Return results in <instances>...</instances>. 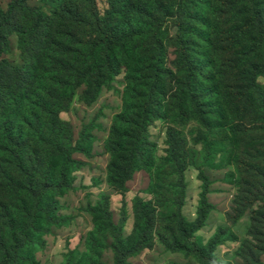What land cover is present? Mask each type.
I'll return each mask as SVG.
<instances>
[{"label": "trees", "instance_id": "obj_1", "mask_svg": "<svg viewBox=\"0 0 264 264\" xmlns=\"http://www.w3.org/2000/svg\"><path fill=\"white\" fill-rule=\"evenodd\" d=\"M55 2L56 11L52 13L30 6L27 0L13 1L5 13H0V48L8 45L9 35L17 34L25 53L22 65L0 63V72L8 76L7 85H13L16 95L14 101L3 105L0 101V111L12 106L10 114L27 111L35 115L27 128L32 126L31 132L41 139L45 131L42 108L48 97L52 99L59 95L58 89L62 91L59 82L52 84L54 68L69 72L65 86L75 82V88H85L83 98L88 104L95 103L105 88L124 74L123 109L114 118L107 143L111 156L108 180L113 187H126L141 169L158 178L162 165L149 133L154 122L184 130L193 125L191 163L201 166L209 165L211 157L225 146H230V157H235L237 122L242 113L250 112L264 124V88L256 82L264 78V0H109L105 14L88 11L85 4L89 0ZM78 23H91L94 29L87 38L80 37L79 46L84 49L80 59L79 47L73 49L63 39L64 25ZM169 44L176 49L172 68L168 66ZM226 49L230 52L228 71L235 73L238 84L235 90L227 85ZM4 113L0 112V132L10 140L22 130L15 125L17 116L6 119ZM95 131V127L83 130L75 147L59 140L39 181L41 186L28 200L32 206L26 202L32 214L21 224L24 234L17 264H39L37 253L46 232L64 222L59 198L73 187L74 173L84 166L77 155L93 156ZM185 144L172 157L181 178L171 187L173 194L183 190L181 201L184 171L189 166ZM198 178L201 190L196 214L189 218L177 205L166 220L173 240L167 245L194 264H221L214 253L238 237L229 228H218L206 244L194 241L212 207L206 196L210 180L202 167H198ZM155 188L153 182L151 191ZM151 206L150 201L136 197L135 234L124 237L115 222L111 198L103 195L91 202L88 211L95 226L85 248L67 255V264H106L102 256L109 237L114 240L116 264H132L130 258L143 247L147 241L144 235L153 227Z\"/></svg>", "mask_w": 264, "mask_h": 264}, {"label": "rangeland", "instance_id": "obj_2", "mask_svg": "<svg viewBox=\"0 0 264 264\" xmlns=\"http://www.w3.org/2000/svg\"><path fill=\"white\" fill-rule=\"evenodd\" d=\"M13 1L16 0H0V13H5ZM89 1L85 8L90 12L105 14L109 9V0ZM27 2L32 7H43L51 13L56 11L55 0ZM90 24H67L63 28L64 43H71L73 49L79 47V59L84 53L83 47L79 46L80 37L87 38L94 32ZM172 34H175L173 27ZM7 42L8 45L0 48V63L6 61L13 66L22 65L25 53L20 48L19 36L11 34ZM167 49L168 66L172 68L176 49L170 44ZM224 53L227 85L235 90L238 87L235 73L228 71L230 52L226 49ZM68 76L69 72L60 68H54L51 73L52 84L59 82L62 91L58 89V96L48 97L42 108L45 131L41 139L31 132L32 126L29 130L27 128L29 122L35 121V115L27 111L10 114L12 106L0 111L3 113L5 110L6 119L9 115L17 116L15 125L22 130L10 140H6L0 132V264L18 262L16 254L24 234L21 233V224L32 214L29 209L31 201L28 200L41 186L42 175L59 142L65 140L63 144L75 147L83 130L89 127L96 128L93 156L77 155L84 166L74 173L73 187L59 198L64 222L46 232L44 243L37 253L39 264H67V255L71 250L85 248L87 236L95 226L88 206L103 195L111 198V210L124 237L135 234L138 223L136 197L152 203L153 227L146 231L144 237L147 241L143 247L130 258L132 264H194V260L176 254L168 247L167 243L172 245L173 240L171 225L166 220L179 204L182 214L189 218L195 216L201 190L198 167H202L210 180L206 196L212 207L204 224L196 231L194 241L206 244L218 228H229L238 239L219 248L214 253L216 260L221 264H264V124L258 117L250 112L242 113L237 122L238 148L235 157H230V146H225L211 157L212 162L206 166L191 163L195 149L193 125L184 130L169 123L154 122L149 133L162 165L158 178L154 179L147 169H141L126 187L117 188L108 180L111 156L107 143L114 118L123 109L125 75H120L110 87H106L93 104L84 101L85 88H75V82L65 86ZM7 81L8 76H2L0 72L2 105L14 101L16 97L13 85L8 86ZM256 82L264 88V78H258ZM184 142H187L185 146L189 151V166L184 171L186 181L181 201L183 190L180 188L173 194L171 187L181 178L172 157L184 146ZM153 182H156L154 192L151 191ZM26 202L29 203L27 208ZM161 234L165 237L162 238ZM113 241V237H109L103 251L102 258L106 264H116Z\"/></svg>", "mask_w": 264, "mask_h": 264}]
</instances>
